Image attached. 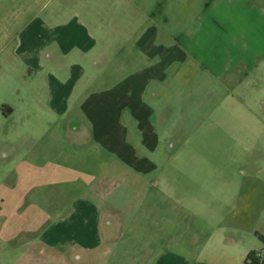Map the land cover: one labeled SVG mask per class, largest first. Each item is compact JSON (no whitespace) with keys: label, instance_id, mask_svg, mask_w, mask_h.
<instances>
[{"label":"rangeland","instance_id":"1","mask_svg":"<svg viewBox=\"0 0 264 264\" xmlns=\"http://www.w3.org/2000/svg\"><path fill=\"white\" fill-rule=\"evenodd\" d=\"M69 1L65 0L63 10L67 15L64 19L78 16L97 38L98 49L106 53L97 69L111 60L115 65L139 54L137 48L131 49L144 23L150 22L160 31L156 42L167 48L190 30L197 31L195 35L200 39L199 18L206 11V4L211 2ZM46 4L47 0H0L1 107L10 100L19 82L17 71L20 68L9 75L1 71L17 67L16 61L10 59L20 45L23 25L33 19L48 25V16L54 7ZM243 7L249 15L254 9L258 10L264 19V0H243ZM253 21L254 17L247 16L242 41L228 43L229 54L231 51L242 53L231 52L234 59L227 62L231 61L228 73H216L208 56L193 62V66L189 63L169 66V80L161 86L160 99L153 100L157 110L154 120L165 137L161 152L152 157L158 172L153 173L150 180L158 184L156 189H134L128 186L129 182L116 189L103 187L107 191L103 194L104 207L116 216L115 223L122 229L114 242L88 255L91 264H214L217 261L214 250L224 251L233 241L238 243L235 255L243 264L250 251L264 252L261 239L264 237V21ZM97 24L104 27L99 28ZM223 30L219 22L212 35ZM235 55L243 59H235ZM131 65L133 63L129 67ZM110 71L108 69L106 74ZM2 109L8 114L5 107ZM22 112L23 118L8 114L9 120L0 121V183L6 170L14 171L19 158L26 157L23 148L37 150L35 141L17 140L25 126L21 121L27 122V114L33 119L25 127L36 138L51 131L37 142L40 161L93 172L89 154L96 159L99 157V162L108 159L109 155H97L95 146L87 147L89 143L85 140H61L56 136L58 132L53 129L56 118L51 112L41 114L32 108ZM75 124L73 127L77 126ZM34 158L27 157L29 161ZM14 178L12 172L9 180ZM41 179L42 176L33 180ZM44 179L47 180L46 175ZM81 186L80 181L52 187L43 184L31 198L37 207L30 208L29 213L44 220V213L51 209L50 203L43 199L48 196L51 200L56 198V204L62 209H68L83 191ZM29 206V203L23 204L22 210ZM4 208L0 203V211ZM47 261L49 264L50 260ZM52 264L58 263L52 261Z\"/></svg>","mask_w":264,"mask_h":264},{"label":"crops","instance_id":"2","mask_svg":"<svg viewBox=\"0 0 264 264\" xmlns=\"http://www.w3.org/2000/svg\"><path fill=\"white\" fill-rule=\"evenodd\" d=\"M50 3L54 8L48 16V25L38 19L23 25L20 45L10 59L16 61L17 67L1 71L9 75L20 68L17 71L19 82L10 100L0 106V121L9 120L8 114L23 118L25 108L37 109L41 114L42 111L51 112L56 118L53 129L61 140H85L89 143L87 147L95 146L97 155L109 156L99 162V157L96 159L89 154L93 172L72 170L69 167L73 166L63 163L40 161L37 142L51 131L36 138L25 127L33 119L27 114V122L21 121L25 126L17 140L35 141L37 150L23 148L26 157L19 158L14 171L6 170L0 183V203L5 206L0 211V264H46L47 260L49 264L52 261L91 264L88 255L114 242L122 229L115 223L116 216L104 207L103 194L107 191L103 187L116 189L129 182L128 186L134 189H156L158 184L150 180L151 175L158 172L152 157L161 152L165 137L154 120L157 110L153 100L161 97V86L169 80V66L173 63L193 66V62L208 56L216 73H228L231 61L227 62L234 59L231 52L242 54L237 51L229 54L228 43L242 41L245 24L248 25L247 16L254 17L255 22L264 21L258 10L254 9L251 15L245 13L243 0H211L199 18L202 23L200 39L195 35L197 31L190 30L182 34L174 46L167 48L156 42L160 31L152 23H144L131 49L137 48L139 54L115 65L111 60L97 69L100 59L106 56L98 49L97 38L78 16L64 19L67 15L63 10L65 0H47L46 5ZM148 17L151 19V15ZM219 22L225 31L212 35ZM97 27L103 28L104 24H97ZM235 57L243 59L240 55ZM130 63L133 66L129 67ZM108 69L111 71L106 74ZM3 107L8 114L3 112ZM74 124L77 126L73 127ZM29 156L35 157L34 160L29 161ZM12 172L15 178L9 180ZM40 176V181L33 180ZM125 176L133 179L127 180ZM76 181L82 183L83 191L68 209H62L56 204V198L51 200L48 196L43 199L50 203L52 210L44 213V220L29 213L30 208L37 207L31 198L36 196L40 186ZM25 203L30 206L23 211ZM227 245L224 251L214 250L217 258L214 264H243L235 255L238 243L233 241Z\"/></svg>","mask_w":264,"mask_h":264},{"label":"trees","instance_id":"3","mask_svg":"<svg viewBox=\"0 0 264 264\" xmlns=\"http://www.w3.org/2000/svg\"><path fill=\"white\" fill-rule=\"evenodd\" d=\"M264 241V237H261ZM244 264H264V252L252 250L246 258Z\"/></svg>","mask_w":264,"mask_h":264}]
</instances>
